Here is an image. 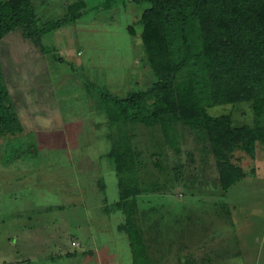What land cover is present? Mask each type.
I'll list each match as a JSON object with an SVG mask.
<instances>
[{"label": "rangeland", "instance_id": "rangeland-1", "mask_svg": "<svg viewBox=\"0 0 264 264\" xmlns=\"http://www.w3.org/2000/svg\"><path fill=\"white\" fill-rule=\"evenodd\" d=\"M32 1L44 21L64 15L77 0ZM84 1L79 17L42 36L45 49L20 30L0 41L23 127L15 137L0 136V264H132L127 234L117 230L125 215L113 207L117 176L106 156L112 128L100 111V91L123 96L154 80L137 23L144 5ZM207 110L230 114L234 125L253 122L245 101ZM143 130L136 128L134 139L149 166L154 143ZM180 140L178 153L166 146L160 161L170 167L168 175L193 180V189L180 182L139 195L138 211L128 210L134 222L142 220V231L134 233L157 239L151 253L160 247L162 264H179L188 252L195 263L208 256L211 264H264V141L253 157L234 151L232 161L246 175L223 192L213 158L201 160L187 131ZM146 221L153 234L146 233Z\"/></svg>", "mask_w": 264, "mask_h": 264}, {"label": "trees", "instance_id": "trees-1", "mask_svg": "<svg viewBox=\"0 0 264 264\" xmlns=\"http://www.w3.org/2000/svg\"><path fill=\"white\" fill-rule=\"evenodd\" d=\"M114 2L104 0L102 7L110 8ZM126 2L144 5L137 23L154 80L146 89L123 96L102 88L99 93L100 111L112 128L106 135L112 143L106 156L117 176L118 200L113 207L125 215L117 230L127 234L132 264H162L163 250L155 246L158 253H151L157 239L135 234L142 231V220L135 224L128 210L138 211L137 197L144 193L164 192L180 182L193 189V180L186 181L177 172L168 175L170 167L160 161L166 146L178 153L184 131L192 136L203 162L213 158L223 192L246 175L232 155L240 149L253 157L256 144L264 141V0ZM85 5L84 0L71 2L64 15L41 21L32 0H0V41L20 30L45 49L42 36L79 17ZM127 29L134 33L133 25ZM242 101L250 104L252 124L234 125L230 114L211 115L207 110ZM136 128L144 129L142 133L154 143L149 166L137 149ZM22 130L0 57V136L15 137ZM100 188L104 189L101 182ZM144 229L150 234L154 227L147 222ZM188 253L184 260L177 259L179 264L212 263L208 256L195 263Z\"/></svg>", "mask_w": 264, "mask_h": 264}, {"label": "crops", "instance_id": "crops-1", "mask_svg": "<svg viewBox=\"0 0 264 264\" xmlns=\"http://www.w3.org/2000/svg\"><path fill=\"white\" fill-rule=\"evenodd\" d=\"M72 245H77V244H76V242L73 241V242H72Z\"/></svg>", "mask_w": 264, "mask_h": 264}, {"label": "built area", "instance_id": "built-area-1", "mask_svg": "<svg viewBox=\"0 0 264 264\" xmlns=\"http://www.w3.org/2000/svg\"><path fill=\"white\" fill-rule=\"evenodd\" d=\"M77 244V243H76Z\"/></svg>", "mask_w": 264, "mask_h": 264}]
</instances>
